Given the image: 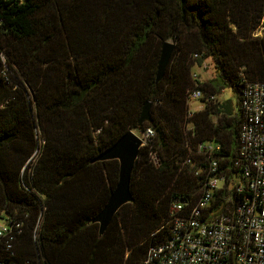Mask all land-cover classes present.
Instances as JSON below:
<instances>
[{
    "label": "trees",
    "instance_id": "obj_1",
    "mask_svg": "<svg viewBox=\"0 0 264 264\" xmlns=\"http://www.w3.org/2000/svg\"><path fill=\"white\" fill-rule=\"evenodd\" d=\"M262 25L264 0H1L0 264H140L168 236L171 205L202 191L199 143L218 144L219 170L240 178L239 91L243 79L264 81ZM167 40L174 49L155 81ZM207 58L214 76L193 79ZM194 88L202 107L191 112ZM225 88L234 103L218 98ZM145 100L151 120L138 125ZM146 127L132 202L98 237L90 219L118 163L94 158Z\"/></svg>",
    "mask_w": 264,
    "mask_h": 264
},
{
    "label": "built area",
    "instance_id": "obj_2",
    "mask_svg": "<svg viewBox=\"0 0 264 264\" xmlns=\"http://www.w3.org/2000/svg\"><path fill=\"white\" fill-rule=\"evenodd\" d=\"M193 68L190 75L196 79ZM202 97L198 88L188 94L190 100ZM238 103L239 157L234 166L240 178L230 180L219 170L218 144L199 143L195 152L208 159L202 191L193 204L171 205L168 236L140 264H264V81L241 80ZM134 133L144 143L153 135L150 127ZM225 189L240 196L232 209V191L216 202L215 194ZM5 234L6 226L0 224V236Z\"/></svg>",
    "mask_w": 264,
    "mask_h": 264
},
{
    "label": "water",
    "instance_id": "obj_3",
    "mask_svg": "<svg viewBox=\"0 0 264 264\" xmlns=\"http://www.w3.org/2000/svg\"><path fill=\"white\" fill-rule=\"evenodd\" d=\"M173 49V43L169 41H163L161 43L156 64L155 81L162 78ZM151 106L152 103L149 100H145L142 103L137 119L138 125L151 120ZM143 144V140H141L133 131L128 130L94 158L95 160H116L118 163V174L115 186L109 193L101 209L90 219L92 223H97L98 237L104 233L115 212L123 204L132 202L133 198L130 191V176L139 149ZM180 202H183V200H180Z\"/></svg>",
    "mask_w": 264,
    "mask_h": 264
},
{
    "label": "rangeland",
    "instance_id": "obj_4",
    "mask_svg": "<svg viewBox=\"0 0 264 264\" xmlns=\"http://www.w3.org/2000/svg\"><path fill=\"white\" fill-rule=\"evenodd\" d=\"M264 29V25H262L258 30H257V34H261L262 31ZM171 43H173L170 40H167ZM174 44V43H173ZM194 69V68H193ZM197 71V74L200 76V78L202 79H208L214 76L215 71L213 68V64L210 58H207L203 64L200 67L195 68ZM219 99H231V101L234 103L235 98L231 92L230 89H224L223 92L221 93V95L218 97ZM202 107V102L200 101V99L198 100H189L188 101V109L189 111L193 112V111H197ZM221 182L218 183V185H220ZM2 221V220H0Z\"/></svg>",
    "mask_w": 264,
    "mask_h": 264
}]
</instances>
